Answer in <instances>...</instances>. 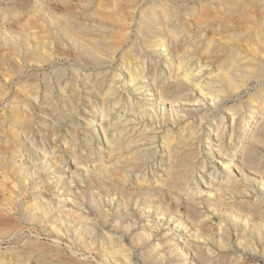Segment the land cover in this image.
<instances>
[{
  "label": "rangeland",
  "instance_id": "1",
  "mask_svg": "<svg viewBox=\"0 0 264 264\" xmlns=\"http://www.w3.org/2000/svg\"><path fill=\"white\" fill-rule=\"evenodd\" d=\"M160 1L161 0H145V2L142 3V6H140V9L137 10L134 17H130L129 15H127L128 17L126 16V19L128 18L130 21L127 19L129 24L126 27L125 33L130 32L128 34H131L129 35V39H131L130 41H128L129 43H125V47L123 46V48H121L122 51L116 53L115 55L113 53L105 54L102 57L105 65L103 69L98 70L91 68L92 71L89 69V71L86 72L89 74H106L108 76L104 80L106 81V84L109 83V81L107 80H109L110 76L115 77L116 75V86L118 87V89L114 86L116 89L114 98H111L112 103H109L106 107V111L108 112L106 114H111L109 115L110 117H108L109 119L107 120L108 122L106 123V125L110 126L112 124H115V122H120V120L121 122H124L125 118H123L122 116L124 112L128 110V107H130V105L134 108L136 113H140V111L144 109L143 111H145V116H148L150 114V117H145L143 114H139V117H141V115L143 117L145 125H143L142 128L145 129L137 128L140 129V132L143 130L150 132H147L149 135L147 134L146 139L150 140L149 142L154 144L152 148L155 149V151L150 148L152 149V151H154L150 152V159L147 160V158H144L142 156L143 159H146V162H143V164H146V166H148L149 168L148 170H150H147V176L146 174L142 173H138L140 175L138 176L136 171H134L132 173L133 175H129L127 172V174L125 175V177H127L123 181L114 180L115 182L108 181L106 183L104 182L103 184V181L98 182L94 179L95 172H99L100 166L104 167L106 165H109V162H113L114 166L116 165L115 159L114 161H109L111 160V151H107L108 149L110 150V148L108 147V141H106L103 136H101V134H98L100 127L99 122L101 121V118L99 117H101L102 114L100 113L96 116L95 113H93V110L101 112V105H97V107L95 106V108L91 109L82 108L81 112L79 111L81 114L79 113L75 117V120H72L73 122L68 118L67 120L65 118V127L63 126V128L57 131H49L47 127H45V123H37V125L35 124L34 127L36 129L33 128L35 136H42V134L44 133V137H42L45 138V144H47L46 147H41L40 149H38V151L43 152L44 154H46V156L53 160L54 167H64L61 171L58 170L52 175L47 174L49 178H51L53 175V177H62L63 172L66 170V165L70 164L72 166L73 162L76 160V157L77 165H83V167H80L82 171L74 174L75 177L72 173L66 175V177L68 178L70 175H72L70 177H73V181L70 183L71 185H73L70 186L67 184V187L64 186V190L67 189L69 190V193L72 192V195L69 196V200L73 197L76 198H73L71 200L72 203H75L72 205V207L70 206L69 208H65V210H70L71 208V210L73 211L69 212L67 210L65 211L67 213L64 212V215L67 216L66 218H70L69 220L71 221L55 222L54 219H52L51 223H47L42 226H39L37 224L33 225V223L28 222L27 218L24 217V215L27 214L24 207L21 209V214L23 215H20L19 213H17L15 208L11 206L9 200H6V197L8 196L5 193H1L0 261H2L4 257L5 259L11 260L10 263H12L15 259H21L20 256L27 250V248L34 246L36 248H42L47 251L50 254V257L55 262L52 264H105L109 261V259V264H155V262L156 264H191L189 259L192 260L193 258H195L197 262H203L205 264H264V69L261 74L258 75V77L256 75V72H254V70H257V65L261 66L262 64L264 68V55L259 52L256 46L250 44L247 38L245 39L246 36L243 31H236L233 34H230V32L226 29V34H228V32L229 34L227 35V37L225 34V36L223 37L224 39L221 40V43H233L235 45V48L239 49L236 50L237 57H235L234 59H231L228 56V52L225 51L224 46L218 48V44L215 45L216 39L220 38V36H214L213 38H210L213 36L212 33H210V30L212 31L213 28H218L219 24L217 23V21L219 22L222 18L224 25H230L228 23L232 22V24L236 28H240L241 24L244 25V22L246 21L245 17L247 20H255L256 22L260 21L262 24H264V17H262L264 16V5L257 3L256 0H235L234 3L229 2L228 4L226 3V0H223V4L222 0H162L166 3V6L169 5V8L177 10V14H179L178 17L169 18L167 14H165V12H163V10H161L158 6ZM13 5H21L20 7H16L18 8L19 12L21 11L20 14H7L6 11L10 10L8 8L11 7L10 3L6 2L5 0H0V68L6 71L7 74L11 76V78H15V75L10 68L11 66L7 64L3 59L7 55L11 57V63L15 65H22L23 62L20 58V56H22L21 54H19L20 56L11 54L10 51L12 50V47L10 48L9 46L7 47L5 44H3L5 39L17 42L19 45H21L20 43H22V45L27 43L31 45L35 43L36 38H41L46 43L49 41V43L47 44V50L49 54H52L51 56L56 62L52 65L43 66L41 67V69L30 66L25 71L26 77H31L34 72L36 74L45 73L52 75V73L58 67L69 68L68 71L73 69L74 66L72 65L71 61L74 60L76 53L73 51L74 47L72 46L71 39L62 34V32L69 31V24L63 26L64 24H66L65 21L63 23V20L57 18L56 16L61 15L64 12L63 9L58 5H53L52 9L54 13L52 16H48L45 18H34L33 16L27 14V10H30L32 7L28 3V1L26 2V0H22L20 2H16ZM172 5L174 6V8ZM242 5H244V7ZM23 8L26 9L24 10ZM145 10H156L158 12V14H156L157 17L155 16L154 19L148 20L143 16V12H146ZM244 14L247 15L245 16ZM247 16L251 19H248ZM225 17H227V21L229 22L225 20ZM143 20L144 22L147 20L146 23L148 26V37L151 43H153L154 45L153 48L149 50L151 60L148 62L145 72L143 74H140L133 71L134 73H132V77H135L138 80L136 82V85H132L130 80L131 78L127 74L128 72L132 71V67L140 60L136 61V59L132 57L124 58L122 53L126 51L140 53L139 51H141L142 49L144 50L143 38H140L142 37V35L139 32V27L140 24L142 25ZM83 21L84 19H82L81 23H83ZM182 22H187L188 27L184 28L181 25ZM88 23L91 26L94 25L93 21H89ZM84 28L85 26L81 27V32L86 31V29ZM118 31V28L115 29L114 33H112L110 36H116ZM52 36L55 40L52 39ZM231 36L233 38H231ZM82 39L80 38V40ZM242 39L244 41H242ZM82 41H84V39ZM111 43H113L114 45V39L111 40ZM121 44H123V40H118L117 47H121ZM184 45L186 47H184ZM213 47H215L214 51ZM129 48H132V50ZM113 50L111 49L110 51L113 52ZM257 51L258 54L260 53L259 55L257 54ZM211 53H213L214 55ZM110 57L111 59H109ZM232 61H234V63ZM112 62H114V64ZM229 62H232L233 64H230ZM108 63L111 65H109ZM79 66L80 65H78L77 63V67ZM181 66L184 67V69L179 71ZM218 66L220 67L218 68ZM200 67H203L205 69V72L202 74H205V77L203 76L204 78H202V76H199L198 79H202H199L196 85L198 83L209 84L208 86L211 88L210 89L207 87L204 90L206 92L203 91V94L209 97H205V100L203 99L204 97H202L199 91L196 90L194 85H192L193 83L195 84L196 80L194 81L190 79L189 83L187 81H184L182 78L184 72L190 73L193 70L192 72L196 73L197 69ZM217 71L219 72L217 73ZM224 74H232L234 79L231 82L234 83L230 82V86H228L227 84L223 85L221 77L224 76ZM144 76H149V86L151 88H144L141 89L140 92L136 93V90L140 88V85L141 87L143 85L141 84V80ZM180 78L182 79L180 80ZM202 81H204L205 83ZM173 82L176 84H174ZM0 83L2 85L6 84L5 79H2V77H0ZM231 84H234V86ZM173 86H179L184 89V91L180 94V96L177 95L176 97L175 95H170V98V96H167L164 91L167 88ZM162 89L165 90L163 91ZM152 96H155V98H153ZM161 96L164 99H162ZM151 101H153V103ZM1 102L2 101H0V125H4L2 129H4V131H8L7 129L9 126L5 121L8 118L9 110H7V103ZM151 104L153 105V108ZM177 104L179 108H177ZM111 105L113 107H117L110 109V107H112ZM103 107L105 108V106ZM175 107L178 111L174 109ZM116 108L117 110H115ZM196 108H202V110L198 111ZM145 109H147L148 111ZM192 109L194 110V112ZM151 111L153 113H151ZM178 112H180V114H178ZM253 116L259 119H255L252 121ZM86 117L89 120H87ZM202 117H204V119ZM233 117H235L236 121L238 120L236 122L237 125H235L234 127V132L231 131L230 128H228L229 125H233V123L231 122ZM94 118H96V120H93ZM82 119L85 121H83ZM80 120L82 121L80 122ZM70 123H73V129ZM82 123L84 126L82 125ZM185 123H187V125ZM88 125H90V127ZM150 127L151 130H149ZM181 127L183 132L181 130ZM183 127H187V131ZM179 129L182 133H179ZM67 130H75V132L77 131V133L79 134L77 138V146H70V144H67L66 140L68 139H65V137L70 135V131L67 132ZM50 132L52 134H50ZM61 133L62 135H59ZM64 133L66 134V136ZM57 134L58 136H56ZM153 134L156 135L154 136ZM190 134H193V136L191 137ZM194 134H196L197 136L195 135L196 137H194ZM183 135L184 138H188L189 136L190 139L192 138V144L188 146L187 152L188 150H192V152L194 151L196 154L198 153L196 155L193 152L194 160L192 161V163H194L195 166L193 164L191 168L194 167V170L191 169L192 171L191 173L190 171L187 173L185 177L186 179L184 178L183 180H181V184L178 187H175L178 191H174L173 189L175 188L167 186L168 189L170 188L168 190L165 182L169 180V174L174 173L176 169H173V172L171 169L174 168L172 167V163L170 162L171 164H167V162L170 161V158L167 151H165L168 150L165 149L167 148V145H165V141L171 136L166 144L173 141V144L171 145L172 147L180 140V138L178 137L182 136V139ZM53 136H55L56 138L58 137V140H60L58 145L56 146L59 150L54 151L53 148L55 145L53 141L49 142L51 139L53 140ZM164 137H166L167 139ZM112 139L113 138H111V140ZM4 142L5 141L1 142L0 147L5 146ZM255 143L257 145H255ZM103 149L106 152H104ZM82 150H85L83 154H88L87 158H84L83 156V161L82 159H80ZM88 150L89 152H87ZM250 152H253L255 155L258 152L255 160L258 159L256 162H259L257 164L254 163L255 166H253L254 164H252V166H248L251 164L247 163L246 161V156ZM153 153L156 155H154ZM223 154L226 156H224ZM243 154L245 155L246 159L242 157L244 156ZM97 156L100 157L98 158ZM115 156L117 158L120 157V159L123 160L128 155L124 154L123 158V154L118 153V155H114V158ZM152 156L153 160L151 159ZM223 156L225 157V159ZM25 157L29 159L28 156ZM231 157L232 159H230ZM220 158H223V160H221ZM56 162L57 164H55ZM64 163L67 164L65 165ZM94 163H96L97 165ZM100 163H102V165L99 166L98 164ZM205 163L207 164L206 169L204 172H202ZM226 163H229L228 167L226 168L227 173L229 171L231 172H229L230 175L222 173V169H224L223 167H225L224 165L227 166ZM91 164L96 167L93 166V169V167H91ZM167 166L171 167L169 168ZM115 167L117 168V166ZM195 167H197V169H195ZM236 167L238 168V173L240 170V174H243H238ZM251 167L252 170H250ZM83 168H87L86 173L84 171L85 169ZM168 168L171 170H169L170 172L167 170ZM228 168L232 169L228 170ZM89 170L91 173L89 172ZM91 170L94 171L92 172ZM83 173L85 175H82ZM39 174L45 175L43 172ZM76 176L81 177H78L79 179L76 180ZM84 177H86L87 179ZM126 179H129L131 183L129 181L126 182ZM235 180L236 182H234ZM119 181H121L123 184L121 182L119 184ZM124 181L126 184L124 183ZM135 182L137 184L136 187H130L131 185L135 186ZM149 182L152 184V186L151 184L149 186ZM162 182H164L163 185L161 184ZM99 183L102 184V187L104 188L103 190L105 191L100 188ZM108 183L111 187L113 186L112 189L109 188L110 186H108ZM159 183L162 186H160ZM182 183L184 184V186L182 185ZM232 183L236 185L239 184L237 186L238 189H236V185L234 186V188L232 186ZM45 184L48 185V182H46ZM144 184L145 188H143ZM185 184H187V187L185 186ZM123 185L124 187H126L124 189L125 193L122 189H120L121 187L123 188ZM211 185L214 187V189L216 187V191H211V189H209L211 188ZM219 185L220 189H218ZM68 186H70V189ZM158 186H160V188L163 190H161ZM98 187L100 190L98 189ZM150 187L152 188L150 189ZM163 187H165L166 189ZM221 187H224L223 190ZM226 188L227 190H230L226 191ZM127 189L129 191H127ZM117 190L119 191V193ZM149 190L150 194H148ZM220 190H222L223 192ZM140 191L143 195L140 194ZM49 192L51 191H47V196L53 197L52 193ZM145 192L146 194H144ZM147 195L149 196V198L150 196L152 198L149 199L148 197H145ZM144 198L146 200H144ZM80 200L81 202H83L84 200V203L81 204ZM27 202H31L30 197H28ZM4 204H6V206H4ZM74 205L76 206V208H74ZM250 205L253 207H251ZM7 206L9 208V211ZM250 207L251 209H253L251 210ZM57 211L58 210L53 211V216L58 217L59 211ZM81 222H83V225L81 224ZM54 223H56V226H54ZM128 226H131L132 229L127 228ZM57 228L60 229V234L56 232ZM125 229L126 231L130 232H126ZM90 230L91 233L89 232ZM133 233H136L137 236ZM152 233L153 235L155 234L153 236L154 238L151 236ZM141 235L143 238L141 237ZM244 235L245 238L243 237ZM155 236H157L158 238V244L161 246V250L164 251L162 252L163 254L161 253V256L165 254L164 257L162 256L163 259L160 256V260L157 259L158 257L156 258V256L154 257L150 255L149 247H151L150 245L153 246L154 240L152 241V239H155ZM75 237H78V239H76ZM136 237L139 239V241H137L138 239ZM108 238L112 241H114V239L116 240V242L114 241V243H116L114 245L115 249L113 248L112 250L114 252L116 250L117 251L115 252L116 254H114V252L112 251L113 253L109 254L110 258L109 256H106L104 259H101V257L99 258L94 255V253H89V250H87L84 245V241L86 239H95V242L96 240H98L96 243L99 245V241L101 239ZM180 249H182V251ZM184 250H186L187 252L189 251V254H186V251ZM142 253L147 255L142 256ZM184 254L188 255V261L190 263L184 261ZM113 255L117 256L113 257ZM39 256L40 254L36 252L32 256L28 264H45L44 262H42ZM146 257L148 260L146 259ZM165 257L167 258L165 259ZM177 257H179L180 259ZM56 259L60 262L57 263V261H55ZM48 260H50V258ZM111 260H114L115 262ZM146 260L149 262H147ZM160 261L161 263H159Z\"/></svg>",
  "mask_w": 264,
  "mask_h": 264
},
{
  "label": "bare ground",
  "instance_id": "2",
  "mask_svg": "<svg viewBox=\"0 0 264 264\" xmlns=\"http://www.w3.org/2000/svg\"><path fill=\"white\" fill-rule=\"evenodd\" d=\"M6 2L10 3V10H7V14H20L21 11H18V8L16 7H20L21 5H16L14 6L13 4H15L16 2H20L22 0H5ZM28 1V3L32 6L30 10H27V14H29L30 16H33L34 18H45L48 16H52L53 15V9L52 6L54 5H58L59 7H61L63 9V13L61 15H56L57 18H60L61 20H63V23L65 21L66 24H62L63 26H66L69 24V31L67 32H62V34L64 36H66L67 38L69 37L71 39L72 42V46L74 47V52L76 53L74 60L71 61L72 65L74 66L73 69H71L70 71L69 68H63V67H58L55 69V71L52 73V75L50 74H35L33 73L31 75V77H26L25 76V71L27 68H29L30 66L36 67V68H40L46 65H52L54 64L56 61L54 60V58L51 56L52 54L48 53L47 50V44L49 43V41L46 43L44 40H42L41 38H36V41L34 44H24L22 45V43H20L21 45H19L17 42H13L11 40L5 39V41L3 42V44H5L7 47L9 46L12 50L10 51L11 54H16L19 55L21 54L22 56H20L22 65H15L13 63H11V57L10 56H5V58L3 59L7 64H9L12 69V72L15 75V78H11L10 75L7 74L6 71H4L3 69L0 68V77H2V79H5L6 84L2 85L0 83V101L7 103V110H9V115L8 118L5 122H7L8 124V131H4L3 126L0 125V145L2 141H5V146L0 147V194L5 193L8 197H6V200H9L10 204L12 207L15 208V210L17 211V213L21 214V209L24 207L25 211L27 212V214L24 215V217L27 218L28 222L37 224L39 226H42L44 224L47 223H51L52 219H54V221H58V222H70L71 220H69L70 218H66L67 216L64 215L65 211H73L69 209L65 208H69L70 206L72 207L73 204L72 203V199L70 198L69 200V196L72 195V192L69 193V190H64V186L67 187V184L72 186L70 182L73 181V177L71 178L70 175L69 178L66 177L67 174L72 173L73 176L74 174L79 173L80 171H82V169L77 165V157L75 158L76 160L73 162L72 166L70 164L64 163L66 165V170L63 172L62 177H51L49 178L48 175H52L53 173L57 172L58 170L61 171L64 167H58L53 165V160H51L48 156H46V154H44L43 152L38 151V149H40L41 147H46L47 144L46 140L44 137V133L42 134V136H35V133L33 132V128L36 129L34 126L35 124L37 125V123L39 124H44L45 123V127H47V129L49 131H57L61 128H63V126L65 125V118L67 120V118L69 120H75V117L81 112L82 108L86 109H91V108H95V106L97 107V105H101L102 106V110L101 112H98L96 110H93V113H95V115L97 116V114H102L100 120V127H99V131L98 134H101V136H103V138L108 141L109 143V148L110 150L106 149L107 151H111L110 157L111 160L109 161H116V165L117 168L114 166L113 162H109V165H106L104 167H101L100 165H102V163L98 164L100 166L99 168V172H95L94 175V179L98 182L103 181L104 182H110V181H114V180H124L126 177L125 175L128 174L133 175L132 173L134 171H136V173L138 174H146L147 176V170L149 169L148 166H146V164H143V162H146L147 158L150 159L149 157L151 156L150 152H154L155 149L152 148V146H154L153 143H150V140H147V134L150 133L146 130H143L140 132V129L137 128H142L144 124L143 121V117L141 115V117H139V114H143L145 116V111L143 110H139L140 113H136V111L134 110V108L130 105V107H128V110L126 112H124L123 114V118H125L124 122H118L115 124H112L110 126L106 125V123L108 122L107 120L109 119L108 117H110L109 115L111 114H106L108 113L106 111V107L107 105L111 102V98H114L116 89L115 87L117 84V80H116V75L115 77H109V83L106 84V81H104L108 76L105 74H89L86 73L89 71V69L91 70V68L93 69H103L104 62L102 60V57L105 54L108 53H113L114 55L118 52H121V48H123L124 44L127 43L128 41H130L131 39H129V35L128 34L130 32L125 33L126 27L128 26L129 22L126 19V16L129 15L130 17H134L136 15L137 10L140 9V6H142V3L145 2V0H26V2ZM225 1V0H224ZM235 0H226V3L228 4L230 3H234ZM257 3L264 5V0H256ZM219 3V2H218ZM251 3V2H250ZM166 3L164 1H160L159 2V7L161 10H163V12H165V14H167V16L169 18H173V17H178L179 14H177V10L169 8L168 6L165 5ZM222 4H223V0H222ZM8 5V4H6ZM251 5V4H250ZM14 6V7H13ZM173 6V5H172ZM244 7V5H242ZM241 6V7H242ZM260 7V6H259ZM6 8V9H7ZM22 8V7H21ZM55 8V7H54ZM174 8V6H173ZM24 10L26 8H23ZM242 10V9H241ZM143 11V10H142ZM141 11V12H142ZM146 11V10H145ZM148 11V10H147ZM143 12V16L146 17L148 20L154 19L156 14H158V12L156 10H152V11H148V12ZM185 12V11H184ZM23 13V12H22ZM140 13V12H139ZM262 13V12H261ZM226 14V13H225ZM217 15V14H216ZM231 15V14H230ZM245 15V14H244ZM247 15V14H246ZM245 15V16H246ZM162 16V15H161ZM166 16V17H167ZM252 16V15H251ZM128 17V16H127ZM143 17V18H144ZM157 17V16H156ZM182 17V16H181ZM264 17V16H262ZM216 18V17H215ZM248 18V16H247ZM259 18V17H258ZM82 19H84L83 23H81ZM164 19V17H163ZM217 19V18H216ZM251 19V18H248ZM257 19V18H256ZM264 19V18H263ZM36 20V19H35ZM129 20V19H128ZM145 20V19H144ZM142 22V25L140 24V33L142 35V37H140L141 39L143 38V47L144 50L139 51L138 52H123L122 55L124 58L126 57H132L135 58L136 61H138V63H136L133 67H132V71L128 72V76L131 78V84L132 85H136L137 82V78L132 77V73H144L146 70V66L148 65V62L151 60V56L149 54V50H151V48H153V43H151V41L149 40L148 37V26L146 21ZM225 20L227 21V17H225ZM245 22L244 25L241 24V27L236 28L232 22L228 23L230 25H224L223 24V18L220 19V21L217 23L219 24L218 28H213L212 31L210 30V33H212V37L214 36L219 37L218 39H216L215 41V45L218 44V48L219 47H223L225 48V51L228 52V56L231 59H234L235 57H237L236 55V50H239L237 48H235V45L233 43L227 44V43H221V40L224 39L223 37L226 34V29L230 32V34L235 33L236 31H243L245 33V39L247 38L248 42L250 44H252L253 46H256L257 49L259 50V52L261 54L264 55V24H262L260 21L256 22L255 20H247L245 17ZM89 21H93L94 25L91 26L88 22ZM130 21V20H129ZM142 21V20H141ZM193 22V21H192ZM229 22V21H227ZM243 22V21H242ZM190 23V22H189ZM88 24V25H87ZM195 24V23H194ZM193 24V25H194ZM184 28L188 27L187 22H182L181 24ZM198 25V24H197ZM85 26L84 29H86V31L81 32V27ZM226 26V27H225ZM67 28V27H65ZM118 28V33L116 36H110L112 33H114L115 29ZM83 29V30H84ZM191 29V28H190ZM188 29V30H190ZM39 30V29H38ZM152 30V29H151ZM117 32V31H116ZM228 32V34H229ZM116 34V33H115ZM226 34V37L227 35ZM243 34V33H242ZM43 36V35H42ZM45 36V35H44ZM230 36V35H229ZM236 36V35H235ZM241 36V35H240ZM53 37V36H52ZM139 37V36H138ZM65 38V37H64ZM80 38L84 39V41L80 40ZM230 38V37H229ZM231 38H233L231 36ZM53 40L54 37L52 38ZM114 39V45L113 43H111V40ZM244 39V38H243ZM242 39V41H244ZM51 40V39H50ZM68 40V39H67ZM118 40L122 41L123 40V44H121V47H117L118 45ZM138 40V39H137ZM156 40V39H155ZM228 40V39H227ZM187 41V40H186ZM210 41V40H209ZM228 42V41H226ZM232 42V41H231ZM25 43V42H24ZM121 43V42H120ZM129 43V42H128ZM2 44V42H1ZM2 44V46H3ZM55 44V43H54ZM237 44V43H235ZM156 45V44H155ZM198 45V44H197ZM71 46V45H70ZM209 46V45H208ZM252 46V47H253ZM117 47V48H116ZM125 47V46H124ZM184 47H186L184 45ZM52 48V47H51ZM116 48V49H115ZM133 48V47H132ZM132 48H129L132 50ZM157 48V47H156ZM213 47V51H214ZM239 48V47H238ZM244 48V47H243ZM113 50L110 51V50ZM137 49V48H136ZM221 49V48H220ZM241 49V48H240ZM251 49V48H250ZM64 50V49H63ZM129 50V51H131ZM139 50V49H138ZM190 50V49H189ZM221 51V50H220ZM224 51V52H225ZM246 51V50H245ZM73 52V53H74ZM183 52V51H182ZM254 52V51H253ZM6 53V52H5ZM72 53V54H73ZM206 53V52H205ZM221 53V52H220ZM250 53V52H249ZM255 53V52H254ZM259 53V54H260ZM159 54V53H158ZM177 54V53H176ZM175 54V55H176ZM213 54V53H211ZM258 54V51H257ZM258 54V55H259ZM113 55V56H114ZM214 55V54H213ZM220 55V54H219ZM63 56V55H62ZM160 56V55H159ZM227 56V55H226ZM71 57V56H70ZM73 57V56H72ZM108 57V56H107ZM122 57V58H123ZM153 57V56H152ZM248 57V56H247ZM258 57V56H257ZM262 57V56H261ZM14 58V57H13ZM16 58V57H15ZM105 58V57H104ZM123 58V59H124ZM127 58V59H128ZM131 58V60H132ZM179 58V57H178ZM17 59V58H16ZM111 59V57L109 58ZM216 59V58H215ZM220 59V58H219ZM237 59V58H236ZM235 59V60H236ZM254 59V57H253ZM2 60V59H1ZM125 60V59H124ZM251 60V59H250ZM249 60V61H250ZM258 60V59H257ZM135 61V60H134ZM135 61V62H136ZM185 61V60H184ZM246 61V60H245ZM260 61V60H259ZM258 61V62H259ZM127 62V61H126ZM154 62V61H153ZM210 62V61H209ZM234 63V61H232ZM231 62V63H232ZM240 62V61H238ZM257 62V61H256ZM262 62V61H261ZM4 63V62H3ZM77 63L78 65H80L79 67H77ZM107 63V62H106ZM114 64V62H112ZM129 63V61H128ZM186 63V62H185ZM218 63V62H217ZM230 63V62H229ZM230 63V64H231ZM232 63V64H233ZM62 64V63H61ZM109 64V63H108ZM182 64V63H181ZM180 64V65H181ZM236 64V63H235ZM240 64V63H239ZM111 65V64H109ZM130 65V64H129ZM219 65V64H218ZM255 65V64H254ZM76 66V67H75ZM107 66V65H106ZM124 66V65H123ZM234 66V65H233ZM232 66V67H233ZM256 66V65H255ZM1 67V66H0ZM129 67V66H128ZM142 67V68H141ZM150 67V66H149ZM158 67V66H157ZM178 67V66H177ZM220 66H218L219 68ZM231 67V66H230ZM251 67V64H250ZM55 68V67H54ZM131 68V67H130ZM203 67H200L197 69V72H184L183 70V80L187 81L190 83V79L192 80H196L195 84L193 83L192 85H194V87L196 88V90L199 91V93L202 95V97H204L203 99L205 100V97H208L207 95L203 94V91L208 87L210 88L208 85L209 84H203V83H198L196 85V83L198 82L199 79H202L205 77V74L202 75L205 71V69ZM255 68V67H253ZM129 69V68H127ZM148 69V68H147ZM150 69V68H149ZM154 69V66H153ZM184 69V67H180L179 71ZM242 69V68H241ZM248 69V68H247ZM263 65L261 64V66L257 65V70H254V72H256V75L258 77L259 74H261V72L263 71ZM188 70V69H187ZM217 70V69H216ZM230 70V69H229ZM243 70V69H242ZM253 70V69H252ZM92 71V70H91ZM126 71V70H124ZM134 71V72H133ZM154 71V70H152ZM177 71V70H176ZM186 71V70H185ZM244 71V70H243ZM68 72V73H67ZM84 72V73H83ZM106 72V71H104ZM109 72V71H108ZM107 72V73H108ZM126 72V73H127ZM178 72V71H177ZM211 72V71H210ZM219 71H217L218 73ZM228 72V71H226ZM253 72V71H252ZM96 73V72H95ZM150 73V71H149ZM223 73V72H222ZM235 73V72H234ZM176 74V73H175ZM211 75V74H210ZM222 75V74H221ZM242 75V74H241ZM135 76V75H134ZM177 76V75H176ZM199 76H202V78H199ZM204 76V77H203ZM118 77V76H117ZM137 77V76H136ZM219 77V76H218ZM221 77V76H220ZM140 78V77H139ZM175 78V77H174ZM178 78V77H177ZM180 78V80L182 79ZM234 77L232 74L229 75H225L221 77V81L224 84H227L228 86H230V82L233 81ZM177 80V79H176ZM216 80V79H215ZM174 81V80H173ZM183 81V82H184ZM140 82V81H139ZM138 82V83H139ZM141 85L140 88H138L136 90L137 92H140L141 89L144 88H151L149 86V76H144L141 80ZM170 82V81H169ZM175 82V81H174ZM173 82V83H174ZM177 82V81H176ZM204 82V81H202ZM205 83V82H204ZM234 83V82H231ZM140 84V83H139ZM170 84V83H169ZM176 84V83H174ZM179 84V83H178ZM187 84V83H185ZM222 84V83H221ZM211 85V84H210ZM234 86V84H231ZM15 86V87H14ZM115 86V87H114ZM154 86V85H153ZM183 86V85H182ZM189 86V84H188ZM214 86V85H213ZM227 86V87H228ZM125 87V86H124ZM138 87V86H137ZM136 87V88H137ZM222 87V86H220ZM225 87V86H224ZM166 88V87H165ZM187 88V87H185ZM234 88V87H233ZM238 88V87H237ZM118 89V87H117ZM133 89V88H132ZM194 89V88H193ZM211 89V88H210ZM148 90V89H146ZM158 90V89H156ZM163 90V89H162ZM165 90V89H164ZM163 90V91H164ZM195 90V89H194ZM13 91V93H12ZM144 91V90H143ZM151 91V90H150ZM184 91V89H182L179 86H173L170 88H167L164 92L167 96L170 95H175L177 97V95L180 96V94ZM209 91V89H208ZM220 91V90H219ZM134 92V91H133ZM197 92V91H196ZM206 92V91H204ZM155 93V92H153ZM209 93V92H208ZM206 93V94H208ZM131 94V93H130ZM161 94V92H160ZM185 94V93H184ZM219 94V92H218ZM137 95V94H136ZM140 95V94H139ZM154 95V94H153ZM165 95V96H166ZM164 96V97H165ZM166 96V97H167ZM174 96V97H175ZM178 96V97H179ZM153 98H155V96H152ZM159 97V96H158ZM175 97V98H176ZM186 97V96H185ZM162 98V96H161ZM171 98V96H170ZM209 98V97H208ZM213 98V97H211ZM210 98V99H211ZM126 99V98H125ZM164 99V98H162ZM174 99V98H173ZM185 99V98H184ZM207 99V98H206ZM209 99V100H210ZM177 100V99H176ZM122 101V100H121ZM160 101V100H159ZM163 101V100H162ZM1 102V103H2ZM116 102V101H115ZM153 103V101H151ZM161 102V101H160ZM170 102V100H169ZM211 102V101H210ZM165 103V102H164ZM163 103V104H164ZM183 103V102H182ZM208 103V101H207ZM162 104V105H163ZM170 104V103H169ZM186 104V103H185ZM213 104V103H212ZM152 105V104H151ZM188 105V104H187ZM105 106V108L103 107ZM112 106V105H111ZM115 106V105H114ZM177 108L178 104L176 105ZM196 106V105H195ZM198 106V105H197ZM117 107V106H115ZM115 107H110L111 108H115ZM191 107V106H189ZM194 107V106H193ZM201 107V106H200ZM153 108V105H152ZM173 108V107H172ZM136 109V108H135ZM176 109V107L174 108ZM173 109V110H174ZM184 109V107H183ZM198 111H201L202 108H196ZM117 110V108L115 109ZM147 110V109H145ZM151 110V109H150ZM170 110V108H169ZM172 110V109H171ZM180 110V109H179ZM182 110V109H181ZM193 110V109H192ZM80 111V112H79ZM85 111V110H84ZM148 111V110H147ZM155 111V110H154ZM176 111H178L176 109ZM189 111V110H188ZM103 112V113H102ZM114 112V111H113ZM173 112V111H172ZM171 112V113H172ZM186 112V111H184ZM194 112V110H193ZM197 112V111H196ZM84 113V112H83ZM82 113V114H83ZM88 113V112H87ZM151 113H153L151 111ZM174 113V112H173ZM191 113V112H189ZM81 114V113H80ZM86 114V113H85ZM147 114V113H146ZM176 114V113H175ZM178 114H180V112H178ZM185 114V113H184ZM183 114V116H184ZM194 114V113H193ZM150 115V114H149ZM148 115V116H149ZM154 115V114H152ZM192 115V114H191ZM100 116V115H99ZM147 116V115H146ZM145 116V117H146ZM147 116V117H148ZM175 116V115H174ZM181 116V115H180ZM186 116V115H185ZM201 116V114H200ZM199 116V117H200ZM205 116V115H204ZM90 117V116H89ZM93 117V115H92ZM150 117V116H149ZM189 117V115H188ZM191 117V116H190ZM74 118V119H73ZM80 118V117H79ZM87 118V117H86ZM204 119V117H202ZM252 121L255 119H259L256 117H252ZM6 119V118H5ZM83 120V119H82ZM80 120V122L82 121ZM87 120H89L87 118ZM93 120H96V118H94ZM176 120V119H174ZM179 120V118H178ZM3 121V120H2ZM85 121V120H83ZM91 121V120H90ZM149 121V120H148ZM183 121V119H182ZM238 121V120H237ZM235 120V117L232 118L231 122L233 123V125H229L228 128H230L231 131L234 132V127L235 125H237V122ZM69 122V121H68ZM73 122V121H72ZM79 122V121H78ZM79 122V123H80ZM93 122V121H92ZM151 122V121H150ZM173 122V121H172ZM209 122V121H208ZM2 123V122H1ZM67 123V122H66ZM84 123V122H83ZM82 123V125H83ZM87 123V122H86ZM94 123V122H93ZM92 123V124H93ZM190 123V121H189ZM75 124V123H74ZM91 124V125H92ZM148 124V123H147ZM187 125V123H185ZM193 124V123H192ZM67 125V124H66ZM69 125V124H68ZM70 125H72V129H73V123H70ZM184 125V126H186ZM84 126V125H83ZM90 127V125H88ZM87 126V127H88ZM94 126V125H93ZM148 126V125H147ZM190 126V125H189ZM188 126V128H189ZM193 126V125H192ZM196 126V125H195ZM241 126V124H240ZM42 127V126H41ZM65 127V126H64ZM92 127V126H91ZM146 127V126H145ZM185 128V130L187 131V127H183ZM46 129V128H45ZM145 129V128H142ZM194 129V128H193ZM198 129V127H197ZM195 129V130H197ZM43 130V129H42ZM66 130V129H65ZM91 130V129H90ZM151 130V127L150 129ZM182 130V127H181ZM190 130V129H189ZM227 130V128H226ZM46 131V130H44ZM47 131V132H49ZM70 130H67V132ZM85 131V130H84ZM180 131V129H179ZM75 130L70 131V135L66 136V131H65V139L67 144H70V146L72 145H78V133L77 131L75 132ZM140 132V134H139ZM148 132V133H147ZM153 132V131H152ZM155 132V131H154ZM183 132V130H182ZM181 131L179 133H182ZM185 132V131H184ZM194 132V131H193ZM196 132V131H195ZM68 133V134H69ZM74 133V134H72ZM81 133V132H80ZM41 134V133H40ZM50 134H52L50 132ZM85 134V133H84ZM152 134V133H151ZM198 134V133H196ZM194 134V137H196L197 135ZM264 134V133H263ZM46 135V134H45ZM55 135V134H54ZM59 135H62L59 134ZM149 135V134H148ZM154 136L156 134H153ZM185 135V134H184ZM183 138L174 144V146L171 147V145L173 144V141H171V143H168V140L170 139L171 135L168 139L166 137L167 140L165 141V145H167L168 150L167 151L170 161L167 162L168 163H172V167L171 168L172 171L174 172V170L176 169V171L174 173H170L169 176V180H167V182H165L166 187H178L181 184V180H183L187 173L190 171L191 173V168L192 165L194 163H192V161L194 160V153L192 152V150H188L187 152V148L189 145L192 144V138L190 139L189 137L187 138ZM187 135V133H186ZM191 137L193 136V134H190ZM196 135V136H195ZM58 136V134L56 135ZM179 136V135H178ZM211 136V135H210ZM51 137V136H50ZM62 137V136H61ZM60 137V138H61ZM100 137V136H99ZM168 137V135H167ZM176 137V136H175ZM221 137V136H220ZM111 138H113L111 140ZM115 138V139H114ZM151 138V137H150ZM148 138V139H150ZM153 138V137H152ZM173 138V137H172ZM260 138V137H259ZM262 138V137H261ZM64 139V138H63ZM103 139V140H104ZM190 139V140H189ZM48 140V139H47ZM80 140V139H79ZM104 140V141H105ZM146 140V141H145ZM155 140V139H154ZM153 140V141H154ZM172 140V139H171ZM189 140V141H188ZM53 141L54 143V148L53 150H59L56 146L58 145L59 141L58 137L56 138L55 136H53V140L51 139L49 142ZM82 141V140H81ZM84 141V140H83ZM156 141V140H155ZM163 141V140H162ZM176 141V140H175ZM174 141V143H175ZM64 142V140H63ZM211 142V141H210ZM85 143V142H84ZM157 143V142H156ZM164 143V142H163ZM194 143V142H193ZM81 145V144H80ZM107 145V143H106ZM255 145H257L255 143ZM69 146V145H66ZM82 146V145H81ZM84 146V145H83ZM157 146V145H156ZM210 146V144H209ZM106 147V146H105ZM104 147V148H105ZM194 147V146H193ZM192 147V148H193ZM2 148V149H1ZM68 148V147H67ZM79 148V147H78ZM87 148V147H84ZM152 148L154 151H152ZM157 148V147H154ZM190 148V147H189ZM195 148V147H194ZM252 148V147H251ZM83 149V148H82ZM232 149V148H231ZM196 150V149H195ZM198 150V149H197ZM252 150V149H250ZM254 150V149H253ZM45 151V150H43ZM81 151V150H79ZM85 150H82V154L80 155V159L83 158H87L88 154H83ZM102 151V150H101ZM104 151V149H103ZM256 151V149H255ZM254 151V152H255ZM58 152V151H57ZM70 152V151H69ZM76 152V151H75ZM89 152V150L87 151ZM106 152V151H104ZM249 152V151H248ZM247 152V153H248ZM71 153V152H70ZM94 153V152H93ZM100 153V152H99ZM118 153L123 154V158H124V154L128 155L126 156V158H124L123 160L119 158H117L114 155H118ZM150 153V154H149ZM227 153V152H226ZM76 154V153H75ZM79 154V153H78ZM107 154V153H106ZM154 154V153H153ZM196 154V153H195ZM198 154V153H197ZM196 154V155H197ZM225 154V153H224ZM223 154V155H224ZM234 154V153H233ZM258 154V152H257ZM256 154V155H257ZM94 155V154H93ZM99 155V154H98ZM108 155V154H107ZM156 155V154H154ZM153 155V156H154ZM220 155V154H219ZM228 155V154H227ZM244 155V154H243ZM256 155L253 152H250L246 158L245 155L242 156L246 159L247 163L251 164L248 166H252V164H257L258 162H256ZM25 156H28L29 159H27ZM78 156V155H77ZM96 156V155H95ZM102 156V155H101ZM143 156V157H142ZM153 156H152V160H153ZM226 156V155H224ZM223 156V157H224ZM90 157V156H89ZM98 157V156H97ZM100 157V156H99ZM98 157V158H99ZM219 157V156H218ZM221 157V156H220ZM233 157V156H232ZM232 157L230 159H232ZM32 158V159H30ZM91 158V157H90ZM103 158V157H101ZM79 159V157H78ZM110 159V158H108ZM107 159V160H108ZM118 159V160H116ZM155 159V158H154ZM221 159V158H220ZM225 159V157H224ZM84 159H82L83 161ZM87 160V159H86ZM85 160V161H86ZM89 160V158H88ZM87 160V161H88ZM92 160V159H91ZM196 160V158H195ZM223 160V158L221 159ZM228 160V157H227ZM260 160V159H259ZM105 161V160H104ZM199 161V159H198ZM36 162V164H35ZM79 162V161H78ZM89 162V161H88ZM87 162V163H88ZM98 162V161H97ZM106 162V161H105ZM149 162V161H147ZM196 162V161H195ZM232 162V161H230ZM229 162V163H230ZM244 162V159H243ZM82 163V162H81ZM85 163V162H84ZM152 163V162H151ZM170 163V164H171ZM228 163V164H229ZM238 163V162H237ZM57 164V162L55 163ZM61 164V163H60ZM96 164V163H94ZM227 164V163H226ZM224 165L225 167H223L224 169H222V173L223 174H229L227 173V168L228 167ZM255 164L253 166H255ZM59 165V164H58ZM97 165V164H96ZM104 165V164H103ZM200 165V164H199ZM206 163L203 166V170L202 172L205 171L206 169ZM62 166V165H61ZM90 166V165H89ZM94 165L91 164V167H93ZM146 166V167H145ZM150 166V165H149ZM195 166V164H194ZM239 166V165H238ZM259 166V165H258ZM85 167V166H84ZM87 167V166H86ZM96 167V166H94ZM93 167V169H94ZM145 167V168H144ZM169 167V166H167ZM171 167V166H170ZM169 167V168H170ZM167 169L168 171L170 169ZM248 168V167H247ZM85 169V168H83ZM87 169V168H86ZM86 169L84 170L86 173ZM90 169V168H88ZM174 169V170H173ZM195 169H197V167H195ZM232 169V168H231ZM228 168V170H231ZM235 169V168H234ZM238 168L236 167V170ZM249 169V168H248ZM96 170V169H95ZM194 170V169H193ZM234 170V171H236ZM252 170V167L251 169ZM39 171V172H38ZM83 171V172H84ZM92 171V170H91ZM94 171V170H93ZM92 171V172H93ZM98 171V169H97ZM150 171V170H148ZM167 171V172H168ZM171 171V170H170ZM169 171V172H170ZM44 173L45 175H41L39 173ZM90 172V170H89ZM168 172V173H169ZM218 172V171H217ZM221 172V171H220ZM242 172V171H241ZM257 172V171H255ZM91 173V172H90ZM189 173V174H190ZM194 173V172H193ZM219 173V172H218ZM238 173V170H237ZM48 174V175H47ZM89 174V173H87ZM138 174V176H140ZM166 174V173H165ZM240 174V170L239 173ZM243 174V173H241ZM240 174V175H241ZM82 175H85L84 173ZM91 175V174H89ZM232 175V174H231ZM45 176V177H43ZM58 176V175H57ZM87 176V175H86ZM193 176V175H191ZM207 176V175H206ZM75 177V176H74ZM81 176H76V180L79 179ZM92 177V176H91ZM90 177V178H91ZM131 177V176H130ZM128 177V178H130ZM232 177V176H231ZM86 178V177H84ZM89 178V177H88ZM134 178V176H133ZM137 178V177H136ZM146 178V177H145ZM189 178V177H188ZM87 179V178H86ZM150 179V178H149ZM165 179V178H164ZM186 179V178H185ZM89 180V179H88ZM105 180V181H104ZM141 180V179H140ZM148 180V179H147ZM75 181V180H74ZM79 181V180H78ZM82 181V180H81ZM84 181V180H83ZM93 181V180H92ZM91 181V182H92ZM126 182L129 181V179L125 180ZM124 181V183H125ZM132 181V180H131ZM134 181V180H133ZM143 181V180H142ZM145 181V180H144ZM185 181V180H184ZM183 181V182H184ZM188 181V180H186ZM46 182H48V185L45 184ZM87 182V181H86ZM115 182V181H114ZM121 181H119L120 184ZM130 182V181H129ZM161 182V181H160ZM190 182V181H188ZM187 182V183H188ZM236 182V180L234 181ZM89 183V182H88ZM87 183V184H88ZM122 183V182H121ZM131 183V182H130ZM139 183V181H138ZM141 183V182H140ZM144 183V182H143ZM164 182H162L161 184L163 185ZM185 183V182H184ZM100 184V183H99ZM113 184V183H112ZM123 184V183H122ZM121 184V186H122ZM126 184V183H125ZM134 184V183H133ZM150 182H149V186H150ZM233 184V183H232ZM46 185V186H45ZM136 182H135V186H130V187H136ZM140 185V184H138ZM160 185V183H159ZM160 185V186H162ZM182 185L184 186V184L182 183ZM187 184H185L186 186ZM231 185V184H230ZM236 184H233L232 186L234 187ZM239 184H237L235 187L236 189L237 186ZM48 186V188H47ZM70 186L69 189H70ZM97 186V185H96ZM104 186V185H103ZM107 186V185H106ZM108 186L109 183H108ZM118 186V184H117ZM143 186V184H142ZM152 186V184H151ZM160 186H158L160 188ZM165 186V185H164ZM229 186V185H228ZM231 186V187H232ZM74 187V186H73ZM147 187V186H146ZM167 187V189H168ZM182 187V186H180ZM187 187V186H186ZM185 187V188H186ZM211 191H216V187L214 189V187L211 185L210 186ZM234 187V188H235ZM97 188V187H96ZM100 188H102V190L104 189L102 187V184H100ZM107 188V187H106ZM110 189L113 188V186L109 187ZM117 188V187H116ZM119 188V186H118ZM126 187L123 188L121 187L120 189L123 190ZM128 188V187H127ZM141 188V187H140ZM145 188V184L144 187ZM148 188V187H147ZM146 188V190H147ZM152 187H150L151 189ZM165 188V187H163ZM171 188V189H172ZM222 190L224 187H221ZM230 188V187H229ZM233 188V189H234ZM72 189V188H71ZM99 189V187H98ZM119 189V190H120ZM132 189V188H131ZM135 189V188H134ZM149 189V188H148ZM158 189V188H157ZM161 189V188H160ZM166 189V188H165ZM170 189V188H169ZM168 189V190H169ZM180 189V188H179ZM220 189V185L219 188ZM218 189H217V193H218ZM235 189V190H236ZM100 190V189H99ZM145 190V191H146ZM163 190V189H161ZM174 191L177 190L176 188L173 189ZM220 190V191H222ZM230 190V189H228ZM226 188V191H228ZM240 190V189H239ZM238 190V191H239ZM47 191H51L49 193H52L53 197H49L47 196ZM105 191V190H103ZM111 191V190H110ZM118 191V190H117ZM127 191H129L127 189ZM142 191V190H141ZM140 191V192H141ZM153 191V190H151ZM178 191V190H177ZM157 192V191H156ZM223 192V191H222ZM75 193V192H74ZM105 193V192H104ZM119 193V191H118ZM125 193V192H124ZM231 193V192H230ZM70 194V195H69ZM107 194V193H106ZM121 194V192H120ZM142 194V192L140 193ZM146 194V192L144 193ZM148 194H150V190L148 192ZM133 195V194H131ZM130 195V196H131ZM143 195V194H142ZM153 195V194H152ZM233 195V193H232ZM237 195V194H236ZM5 196V195H4ZM125 196V195H124ZM28 197H30L31 202H27ZM76 197V195H75ZM82 197V196H81ZM140 197V196H139ZM144 197V196H143ZM148 197L149 196H145ZM150 198H152L150 196ZM149 198V199H150ZM5 199V198H4ZM76 199V198H74ZM144 200H146L144 198ZM4 201V200H3ZM2 201V202H3ZM79 201V200H77ZM8 202V203H9ZM75 202V201H74ZM81 202V200H80ZM6 203V202H5ZM78 203V202H77ZM84 203L81 202V204ZM148 203V202H147ZM2 204V203H1ZM151 204V203H150ZM214 204V203H213ZM249 205V204H248ZM4 206H6V204H4ZM3 206V207H4ZM75 206V205H74ZM247 206V205H246ZM251 206V205H250ZM255 206V205H254ZM2 207V208H3ZM253 207V206H251ZM250 207V209H251ZM8 208V206H7ZM76 208V206L74 207ZM4 209V208H3ZM13 209V208H12ZM249 209V207H248ZM253 209V208H252ZM251 209V210H252ZM58 210L57 212L59 213L58 217L53 216V211ZM9 211V208H8ZM254 211V210H253ZM243 212V210H242ZM246 212V211H245ZM67 213V212H65ZM253 213V212H252ZM243 214V213H242ZM258 214V213H257ZM82 215V214H81ZM255 216V215H254ZM85 218V217H84ZM163 218V217H162ZM80 219V218H79ZM83 219V218H82ZM81 220V219H80ZM87 220V219H86ZM253 220V219H252ZM85 221V220H84ZM86 222V221H85ZM167 222V221H166ZM171 222V221H170ZM261 222V221H260ZM83 222H81L82 224ZM262 223V222H261ZM171 224V223H170ZM169 224V225H170ZM259 224V223H258ZM83 225V224H82ZM54 226H56V223H54ZM134 226V225H133ZM132 226V227H133ZM165 226V225H164ZM257 226V225H255ZM88 227V226H87ZM259 227V226H258ZM127 228H131V226L127 227ZM254 228V227H253ZM88 230V229H87ZM126 231V229H125ZM56 232L58 234H60V229H56ZM91 233V230L89 231ZM126 232H130V231H126ZM145 232V231H143ZM243 232V231H242ZM241 232V233H242ZM257 232V231H256ZM136 235V233H133ZM139 234V233H138ZM142 234V233H141ZM146 234V233H145ZM243 234V233H242ZM241 234V235H242ZM251 234V233H250ZM147 235V234H146ZM145 235V236H146ZM150 235V234H148ZM155 235V234H154ZM152 233V237L154 236ZM137 236V235H136ZM184 236V235H183ZM142 237V235H141ZM150 237V236H149ZM245 238V235L243 236ZM247 237V236H246ZM260 237V236H259ZM76 239H78V237H75ZM110 238V237H109ZM101 239L99 242V245L96 243L98 240L95 239H86L84 241V245L86 247L87 250H89V253L91 252L92 254L94 253V255H96L97 257H101V259H104L106 256H109V254H112L114 251L112 250L115 246L116 243H114V241L116 242V240L114 239V241H112L111 239ZM134 238V237H133ZM132 238V239H133ZM137 238V237H136ZM140 238V237H139ZM143 238V237H142ZM141 238V240H142ZM154 238V237H153ZM138 239V238H137ZM148 239V238H147ZM146 239V240H147ZM157 239V240H156ZM189 239V237H188ZM136 240V239H135ZM140 240V241H141ZM154 240V244L153 246L150 245L151 247H149L150 249V255L151 256H156L157 259L160 260V256L161 253L164 252L161 250V246L158 244V238L157 236H155V239H152V241ZM251 240V239H250ZM139 241V239L137 240ZM175 241V240H174ZM119 242V241H118ZM117 242V243H118ZM151 242V241H150ZM135 243V242H134ZM149 243V242H148ZM152 243V242H151ZM150 243V244H151ZM138 244V243H136ZM147 244V243H146ZM161 244V243H160ZM247 244V243H245ZM145 245V244H143ZM252 245V244H251ZM33 246V245H31ZM172 246V245H170ZM38 247V246H37ZM40 247V246H39ZM42 247V246H41ZM182 247V246H181ZM249 247V246H248ZM115 249V248H114ZM118 249V248H117ZM184 249V248H183ZM110 250V252H109ZM119 250V249H118ZM145 250V249H144ZM164 250V248H163ZM182 251V249H180ZM113 251V252H112ZM117 251V250H116ZM115 251V252H116ZM186 251V250H184ZM40 254V259L42 260V262H44L45 264H52L55 263L54 260L50 257V254L45 251L42 248H36V247H30L27 248V250L20 256L21 259H15L14 262L10 263L11 260L5 259L3 257L2 261H0V264H28L29 261L31 260L32 256L35 253ZM114 252V254H116ZM120 252V251H119ZM118 252V254H119ZM189 252V251H188ZM186 251V254L188 253ZM121 253V252H120ZM180 253V252H179ZM124 254V253H123ZM163 254V253H162ZM181 254V253H180ZM189 254V253H188ZM143 255H147V254H143ZM165 255V254H164ZM164 255H162L164 257ZM167 255V254H166ZM183 255V254H182ZM112 256V255H111ZM117 256V255H115ZM113 255V257H115ZM123 256V255H122ZM126 256V255H125ZM149 256V255H148ZM161 256V258H162ZM178 256V255H176ZM120 257V256H118ZM117 257V258H118ZM181 257V256H180ZM185 259L184 261L187 263L191 264H202L196 261L195 258H193L192 260H190V262L188 261V255L184 256ZM50 258V260H48ZM54 258V257H53ZM108 258V257H107ZM106 258V259H107ZM123 258V257H122ZM125 258V257H124ZM144 258V257H143ZM153 258V257H152ZM155 258V259H156ZM167 257H165L166 259ZM179 258V257H177ZM52 259V260H51ZM97 259V258H96ZM100 259V260H101ZM147 259V257H146ZM163 259V258H162ZM180 259V258H179ZM22 260V261H21ZM59 260V259H58ZM115 260V259H114ZM114 260H111L113 262H115ZM119 260V259H118ZM148 260V259H147ZM146 260V261H147ZM57 261V259L55 260ZM72 261V260H71ZM106 261V260H104ZM103 261V262H104ZM110 261V259H109ZM108 261V262H109ZM125 261V260H124ZM156 261V260H155ZM165 261V260H164ZM203 261V260H201ZM60 261H57V263ZM73 262V261H72ZM108 262H106L105 264H107ZM149 262V261H147ZM170 262V261H169ZM127 263V262H126ZM161 263V261L159 262ZM62 264V263H60ZM69 264V263H67ZM75 264V263H74ZM109 264V263H108ZM115 264V263H114ZM156 264V262H155ZM163 264V263H161ZM205 264V263H203ZM237 264V263H236Z\"/></svg>",
  "mask_w": 264,
  "mask_h": 264
}]
</instances>
